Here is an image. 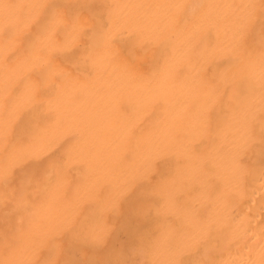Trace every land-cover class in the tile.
I'll list each match as a JSON object with an SVG mask.
<instances>
[{
  "label": "bare ground",
  "instance_id": "1",
  "mask_svg": "<svg viewBox=\"0 0 264 264\" xmlns=\"http://www.w3.org/2000/svg\"><path fill=\"white\" fill-rule=\"evenodd\" d=\"M0 264H264V0H0Z\"/></svg>",
  "mask_w": 264,
  "mask_h": 264
}]
</instances>
